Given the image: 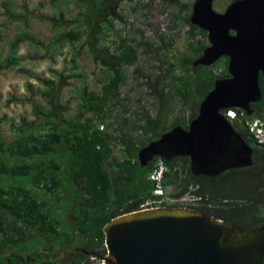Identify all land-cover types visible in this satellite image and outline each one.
<instances>
[{
  "label": "trees",
  "instance_id": "trees-1",
  "mask_svg": "<svg viewBox=\"0 0 264 264\" xmlns=\"http://www.w3.org/2000/svg\"><path fill=\"white\" fill-rule=\"evenodd\" d=\"M21 1L22 7L29 10L28 0ZM125 1L133 0H50L55 14L40 15L39 18L50 23L57 31L51 41L45 43L34 35L24 15L13 13L9 0H0L3 14L12 21L18 20L24 24L21 31L8 41L7 56L0 50V71H13L27 78L25 89L30 93L27 102L32 103L36 117L31 122L25 117L21 118L15 128V138L6 146L0 127V264H91V258L100 261L107 254L104 226L117 216L142 210L146 201L155 198L154 183L150 179L154 164L150 162L143 167L138 155L141 149L158 140L168 129L164 123L168 103L164 89L159 93L162 107L156 117L145 110L135 113L132 118L125 117L114 130L116 135L110 133L108 128L112 111L124 107L128 102L121 95V86L127 80L126 68L137 63L140 49L151 52L150 44L135 39L129 41L115 31L114 24L122 19L120 6ZM71 5L79 9L77 17L70 16ZM97 22L105 27L97 28ZM185 22L189 26V38L197 40V43L191 44L189 55L180 60L184 76L180 79L181 85L176 94L183 106L173 118L171 128L182 126L188 129L216 80L229 78L230 74L227 57L210 67L194 66L209 45H204L198 37L208 38V33L192 25L190 16ZM106 28L120 37L115 52H111L109 57L103 56L101 46L106 37ZM80 42L78 52L71 57L70 74L50 67L48 77L34 75L23 65L26 58L18 54L21 46L28 45L29 48L44 50V56L54 64L53 56L63 54L70 46L75 49ZM85 49L90 52L94 64L104 72L98 91L90 90V74L80 72L77 67L81 52ZM220 61H225V68L217 72L215 68ZM136 72L138 78L143 77L139 70ZM93 75H97L96 71ZM72 79L81 82V107L92 114L88 120L91 127L85 131H81L79 114L69 115L70 102L64 104L61 101L62 91L70 86ZM260 87L262 99L252 104L254 115L246 116L247 119H264L262 77ZM38 96L41 102L36 103L34 101ZM124 112L127 113V110L124 109ZM4 121L8 122V117L0 119V124ZM104 124L107 125L105 130ZM101 125L104 128L101 129ZM42 126L44 131L39 132ZM233 126L254 150L250 167L229 170L211 178L195 176L187 157L176 158L173 162L160 157L156 160H163L169 168L164 177L165 185L177 182L179 192L174 196L189 193L200 198L195 205L187 208L252 230L264 218V146L256 142L244 122L235 120ZM137 133L142 138L135 139L132 134ZM115 147H120L119 157L113 154ZM67 164H70L72 174L68 179L60 173ZM17 177H23L25 184L18 183ZM70 185L79 192L77 197H83L80 199L83 206L79 203L72 219L64 220L46 199L34 192L37 188L58 195L63 187ZM39 232L43 236V243L50 245L45 246L47 250L54 252L60 246L71 247L79 240L81 243L78 244L85 251L96 253V256H84L85 252L82 251L76 253L69 263H60L43 258L40 253L29 256L19 253L4 255L13 245L28 241L34 245L38 242L34 236Z\"/></svg>",
  "mask_w": 264,
  "mask_h": 264
},
{
  "label": "water",
  "instance_id": "water-1",
  "mask_svg": "<svg viewBox=\"0 0 264 264\" xmlns=\"http://www.w3.org/2000/svg\"><path fill=\"white\" fill-rule=\"evenodd\" d=\"M216 0H197L192 25L208 33V46L194 66L229 58V78L218 79L188 129L175 126L139 151L145 167L156 157H187L195 176L217 177L252 166L253 148L223 114L254 115L264 79V0H236L224 13ZM101 264H264V223L248 232L200 211L160 207L117 216L104 226ZM96 256V253H92Z\"/></svg>",
  "mask_w": 264,
  "mask_h": 264
},
{
  "label": "rangeland",
  "instance_id": "rangeland-1",
  "mask_svg": "<svg viewBox=\"0 0 264 264\" xmlns=\"http://www.w3.org/2000/svg\"><path fill=\"white\" fill-rule=\"evenodd\" d=\"M193 1L133 0L125 1L120 6L122 19L115 22V31L122 34L129 41L135 39L136 41L141 40L150 44L149 48L151 52L146 53L143 48L140 49L137 63L132 67L126 68L127 80L121 86V95L123 99H128V102L124 107H119L111 113L108 128L113 135L117 134L114 130L125 117L132 118L135 113H141L145 110L153 117H156L162 107L159 98L161 89H164L166 100L168 101L164 123L168 128L167 131L172 129L173 118L180 112L183 106L180 97L176 94L177 88L181 85L180 79L184 76L180 60L189 55L190 45L197 43V40L189 38V26L185 22V19L192 14ZM27 2L29 10H25L22 7L23 2L21 0H9V7L14 14L21 13L24 15L23 18L29 20V25L38 39L49 43L57 30L50 23L42 21L39 17L40 15H54L56 10L53 8L50 0H28ZM230 2V0H216L213 7L217 12L223 13ZM186 6L188 7L186 8ZM3 11L4 8L0 7V50L4 56H7L8 41L13 39L21 31L24 24L18 20H10L3 14ZM78 15L79 9L71 5L70 16L77 17ZM99 27H105V25L97 22V28ZM104 32L106 37L101 42L102 52L104 57H109L111 52H115L120 37L118 34L108 31L107 28ZM198 39L204 45L209 44L208 38L198 37ZM80 46L81 42L76 45L75 49L70 46L63 54L53 56L56 61L54 64L49 57L44 56V50L35 47L29 48L28 45L21 46L18 54L26 58V62L23 65L29 69L30 73L48 77V69L50 67L70 74L72 69V54L78 52ZM172 65L175 66L171 70L170 67ZM77 67L80 72L90 74L88 80L90 90H100L99 80L103 79L104 72L102 68L94 64L88 49L81 52ZM224 68L225 61H220L215 69L217 72H222ZM136 70H139L143 76L142 78L137 77ZM95 71L97 75L94 76L93 72ZM160 76L161 78H159ZM26 82L27 78L24 75H18L13 71H0V119L5 116L9 119L8 122L4 121L0 124L2 141L5 146L15 138V128L19 125L21 118L25 117L30 122L36 120L33 114V105L31 102H27V98H30V93L25 89ZM80 91L81 82L72 79L70 86L62 91L61 101L64 104L70 102L71 109L69 115L79 114L81 131H85L91 127L88 120L92 118V114H89L87 110L81 107ZM22 99L26 100L22 101ZM34 102H41L40 97H36ZM124 109L127 110V113L124 112ZM104 126L105 128L101 125V129L104 128L103 130H105L107 128L106 124ZM43 129L44 127L42 126L39 132H43ZM132 135L135 139L142 138L140 133ZM120 151V147H115L113 154L119 157ZM155 164L156 162L154 166ZM67 168H71L70 164L68 166L64 165L60 173L68 179V176L70 177L72 174L71 169L70 173H67ZM21 178L23 177H17L16 181L25 184L26 180ZM176 183L174 182L169 186L173 191L172 196L176 192H179ZM34 191L40 190L35 188ZM77 192L70 185L63 187L58 195L46 191H41L40 193L41 198L46 199L52 205V209L66 220L68 218L72 219L77 213L80 203ZM187 194L189 193L184 195ZM153 199L148 201H152ZM34 237L38 240L34 245L30 244V241L13 245L4 252V255L19 253L29 256L31 254L33 255V253H40L46 259H54L60 263L69 262V246L57 247L53 252L52 250L45 249V246L50 245L43 243L44 239H42L43 236L40 232ZM78 243L80 244L81 242L78 240ZM65 256H67V260L64 258ZM90 262L91 264H101L102 260L98 261L97 259L91 258Z\"/></svg>",
  "mask_w": 264,
  "mask_h": 264
},
{
  "label": "built area",
  "instance_id": "built-area-1",
  "mask_svg": "<svg viewBox=\"0 0 264 264\" xmlns=\"http://www.w3.org/2000/svg\"><path fill=\"white\" fill-rule=\"evenodd\" d=\"M224 114L231 122L235 120H239L242 123L244 122L256 142L259 145L264 146V119L258 117L247 119L244 111H238L236 109H229L225 111ZM168 171L169 168L163 160H158L156 162L150 174V179L154 183L153 194L155 198L142 206L144 210L169 207L178 204H180V207L182 208H187V206L195 205L200 200L199 197H195L191 194L183 195L179 198L172 196L173 191L171 190V187L166 186L164 183V177Z\"/></svg>",
  "mask_w": 264,
  "mask_h": 264
},
{
  "label": "flooded vegetation",
  "instance_id": "flooded-vegetation-1",
  "mask_svg": "<svg viewBox=\"0 0 264 264\" xmlns=\"http://www.w3.org/2000/svg\"><path fill=\"white\" fill-rule=\"evenodd\" d=\"M176 1H178V0H174V2H176ZM196 1H197V0H194L193 3H192V11H193V7H194V4H195ZM234 1H236V0H234ZM234 1H232V2H234ZM232 2H230L229 5H230ZM229 5H228V6H229ZM228 6L226 7V9L228 8ZM226 9H225V11H226ZM225 11H224V12H225ZM224 12H223V13H224ZM190 17H191V16H190ZM208 41H209V39H208ZM208 46H210V42H209V45H208ZM208 46H207V47H208ZM253 151H254V150H253ZM253 154H254V152H253ZM156 158H157V157H156ZM156 158L152 161L153 164L157 161ZM183 158H184V157H183ZM188 159H189V158H188ZM174 160H175V159L171 160L170 162H173ZM189 161H190V160H189ZM67 166H68V164H67ZM70 169H71V168H70ZM70 169L67 168V170H66L67 173H68V172L70 173ZM78 194H79V192H78ZM78 197H79V196H78ZM81 198L83 199L82 196L80 197V199H81ZM80 204H81V206H83V203H80ZM263 223H264V218H263L262 221L259 223V225L256 226V227L261 226ZM242 227H243V229H244L245 232L250 231V230H246L244 226H242ZM256 227H254V228H256ZM254 228H253V229H254ZM66 246H69V245H66ZM69 247H70V246H69ZM82 251L85 252V255H84V256H92V253H91V252H87V251H85V250H84V249H83V248L77 243L76 245L70 247L69 256H68V257H69V258H68V261L70 262V260L75 256L76 253H78V252H82ZM64 258L67 260V256H65ZM94 259H96V258H94ZM60 260H62V259H60ZM69 262H68V263H69Z\"/></svg>",
  "mask_w": 264,
  "mask_h": 264
},
{
  "label": "crops",
  "instance_id": "crops-1",
  "mask_svg": "<svg viewBox=\"0 0 264 264\" xmlns=\"http://www.w3.org/2000/svg\"><path fill=\"white\" fill-rule=\"evenodd\" d=\"M40 190V189H39ZM41 191H44V190H40V191H34L35 193H36V195H39V196H41ZM42 196H43V194H42Z\"/></svg>",
  "mask_w": 264,
  "mask_h": 264
},
{
  "label": "clouds",
  "instance_id": "clouds-1",
  "mask_svg": "<svg viewBox=\"0 0 264 264\" xmlns=\"http://www.w3.org/2000/svg\"><path fill=\"white\" fill-rule=\"evenodd\" d=\"M236 110H237V109H236ZM225 111H227V110H225ZM225 111H224V112H225ZM241 111H243V110H241ZM224 112H223V114H224ZM224 115H225V114H224ZM246 116H247V114H246ZM232 124H233V122H232ZM156 162H157V161H156ZM142 210H144V209H142Z\"/></svg>",
  "mask_w": 264,
  "mask_h": 264
}]
</instances>
